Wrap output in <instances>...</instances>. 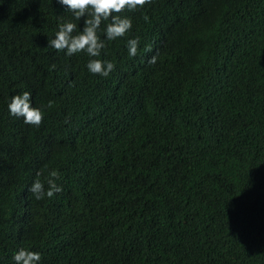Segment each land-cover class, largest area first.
Wrapping results in <instances>:
<instances>
[{
	"label": "trees",
	"instance_id": "obj_1",
	"mask_svg": "<svg viewBox=\"0 0 264 264\" xmlns=\"http://www.w3.org/2000/svg\"><path fill=\"white\" fill-rule=\"evenodd\" d=\"M120 15L124 37L103 21L100 56H69L48 40L88 17L0 0V264L21 248L38 264H264V0ZM91 59L115 68L93 74ZM25 91L38 127L9 112ZM53 171L62 191L36 199Z\"/></svg>",
	"mask_w": 264,
	"mask_h": 264
},
{
	"label": "clouds",
	"instance_id": "obj_2",
	"mask_svg": "<svg viewBox=\"0 0 264 264\" xmlns=\"http://www.w3.org/2000/svg\"><path fill=\"white\" fill-rule=\"evenodd\" d=\"M146 2L148 0H57V3L72 11L76 19L88 18L84 19L83 29L75 35L73 33L76 31V24L62 23L55 38L48 40V47L58 51L66 50V54L69 56L83 51L90 57H99L105 47L104 40L98 35L101 23L106 20L110 21L105 30L107 40L124 37L132 27V20L130 17L121 16L120 13L125 9L133 11L137 6H143ZM147 19L145 17V20ZM138 45V38L128 41L130 56L137 54ZM149 62L155 63V57ZM87 68L93 74L107 77L114 70L115 65L112 62L91 59ZM31 98V93L27 91L21 95H15L8 108L12 116L22 117L25 124L38 127L42 123L43 112L30 103ZM52 106L53 102L49 101L48 107ZM50 177L47 181L48 190L46 192L44 185L39 180L34 182L30 191L35 194L36 199H43L45 195L50 198L62 191V188L55 183V179L58 178L57 172H51ZM13 259L16 264H38L41 257L38 252L21 248Z\"/></svg>",
	"mask_w": 264,
	"mask_h": 264
}]
</instances>
